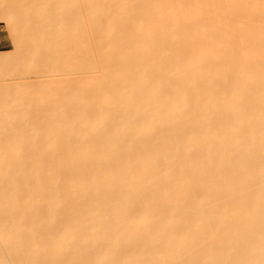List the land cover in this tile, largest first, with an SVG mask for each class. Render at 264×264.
<instances>
[{
    "label": "bare ground",
    "instance_id": "obj_1",
    "mask_svg": "<svg viewBox=\"0 0 264 264\" xmlns=\"http://www.w3.org/2000/svg\"><path fill=\"white\" fill-rule=\"evenodd\" d=\"M0 20V264H264V0Z\"/></svg>",
    "mask_w": 264,
    "mask_h": 264
},
{
    "label": "rangeland",
    "instance_id": "obj_2",
    "mask_svg": "<svg viewBox=\"0 0 264 264\" xmlns=\"http://www.w3.org/2000/svg\"><path fill=\"white\" fill-rule=\"evenodd\" d=\"M15 43L12 38V31L5 21L0 20V54L13 52Z\"/></svg>",
    "mask_w": 264,
    "mask_h": 264
}]
</instances>
